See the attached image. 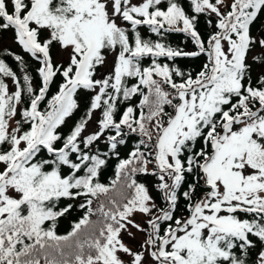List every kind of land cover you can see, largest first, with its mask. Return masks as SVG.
Returning <instances> with one entry per match:
<instances>
[{
	"label": "snow or ice",
	"instance_id": "6c2138e0",
	"mask_svg": "<svg viewBox=\"0 0 264 264\" xmlns=\"http://www.w3.org/2000/svg\"><path fill=\"white\" fill-rule=\"evenodd\" d=\"M262 17L264 0H0L40 78L5 50L23 74L0 58V264H264Z\"/></svg>",
	"mask_w": 264,
	"mask_h": 264
},
{
	"label": "trees",
	"instance_id": "16d2710c",
	"mask_svg": "<svg viewBox=\"0 0 264 264\" xmlns=\"http://www.w3.org/2000/svg\"><path fill=\"white\" fill-rule=\"evenodd\" d=\"M181 2L184 4V6L187 8V0H181ZM203 19V18H202ZM262 19H264V17H262ZM201 31L203 32V24H201ZM143 34L148 37L150 36L152 39H156V37L147 32L146 29L142 30ZM13 34L11 32H6L3 33L2 36H0V58L5 59L6 63H8V65L13 69V71H15L17 73V76L22 77V71L20 69V66L18 64V62H16L13 57L11 55H8L7 52H5V50H9L12 53H16V54H21L25 56V61H26V70L27 72L32 76L33 78V86L35 88H38L40 86V78L38 76V73L36 72V69L39 67L38 63L33 61L29 56H27L26 54L23 53L22 49L13 42L12 39ZM184 37L182 34L179 33H173V34H169L167 39H166V43L171 44L172 46H179V47H183L185 50H193L192 49V45L191 43H183ZM55 52V50H54ZM56 59L57 60H62L63 59V55L56 52ZM203 58H199V59H178L176 61V64L179 65L181 68H184L185 70H194L196 69L200 63L202 62ZM162 62L164 61V58H161ZM147 63V61H146ZM6 82L9 84L10 90H14V85L12 84V81L10 78H8L6 80ZM60 82V78H57L56 83L53 84L52 88L50 89V94H54V92L56 91V84H58ZM83 108H84V102H81V110L80 112H78L76 114V116L74 117V119L78 118L80 115L83 114ZM72 121H69V124H71ZM94 128L92 130L95 129V124L93 122ZM89 130V131H92ZM65 132L68 131L67 128L64 129ZM113 164L115 163V161L112 162ZM111 174V169L109 170V172L105 173V176L102 177V180H104L106 182V178L108 175ZM143 179V178H142ZM149 186H151L150 182H149ZM154 196L158 197V194L153 192ZM157 203H160V200L157 199ZM79 213H75L74 216H78ZM145 218L144 217H137V220L141 223H143V220ZM68 227V221H62L59 230L61 232H64ZM133 231L135 232V229H133ZM127 235H124V240L127 244H129V246H131L134 250H136L139 246V243L143 240V234L141 233H137V238L135 240H128L127 239Z\"/></svg>",
	"mask_w": 264,
	"mask_h": 264
},
{
	"label": "rangeland",
	"instance_id": "374dc122",
	"mask_svg": "<svg viewBox=\"0 0 264 264\" xmlns=\"http://www.w3.org/2000/svg\"><path fill=\"white\" fill-rule=\"evenodd\" d=\"M94 128V125H93V123L91 124V126H90V128H89V130H92ZM128 240H130L129 238H127Z\"/></svg>",
	"mask_w": 264,
	"mask_h": 264
}]
</instances>
